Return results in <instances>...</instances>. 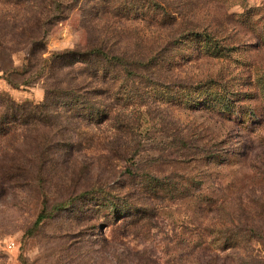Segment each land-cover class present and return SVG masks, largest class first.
Masks as SVG:
<instances>
[{"label": "rangeland", "instance_id": "374dc122", "mask_svg": "<svg viewBox=\"0 0 264 264\" xmlns=\"http://www.w3.org/2000/svg\"><path fill=\"white\" fill-rule=\"evenodd\" d=\"M46 15L52 19L45 25ZM32 26L47 29L44 55L85 47L95 34L87 29L97 28L110 34L127 64L154 65L136 76L128 65L112 64L105 80L84 71L71 79L68 72L63 79L82 90L104 89L97 98L107 116L78 118L63 104L58 125L43 132L49 141L71 140V154L53 151L42 170L14 169L13 151L27 141L24 127L0 134V264H135L132 251L157 264L257 262L264 255V0H0L2 45L16 44L18 32ZM25 44L13 54L18 66L26 62ZM210 78L217 82L206 84ZM0 90L32 103L46 91L42 79L15 87L2 70ZM198 104L204 108L194 109ZM178 134L211 147V157L174 159L159 170L139 165L161 177L194 176L201 182L196 192H212L217 205L200 200L206 208H197L190 197L150 200L137 193L126 171L136 167L125 157L126 143L140 141L142 154L153 155L154 146L169 147ZM135 188L155 208L154 219L126 233L104 217V204L107 190ZM85 189L100 192L84 196ZM71 193L77 198L60 208ZM239 196L250 210L248 223ZM43 208L49 216L36 222ZM224 232L233 235L222 239Z\"/></svg>", "mask_w": 264, "mask_h": 264}, {"label": "trees", "instance_id": "16d2710c", "mask_svg": "<svg viewBox=\"0 0 264 264\" xmlns=\"http://www.w3.org/2000/svg\"><path fill=\"white\" fill-rule=\"evenodd\" d=\"M105 12L103 10L101 14ZM50 19L52 18L48 15L44 17L46 21L45 25L49 23ZM87 30L88 32L93 31L95 34L93 38L89 39V43L85 47L77 45L72 48L53 51L50 55H44L47 50L45 38L48 32L46 28H44L43 32H40L32 26L28 30L18 32L16 36L20 39L16 41V44L2 45L3 43H0V54H3L0 60V70L3 71L8 83L18 87L30 85L37 79H42L46 89L45 97L40 103H32L28 100L19 102L7 90H0V134H8L15 126L26 129L24 137L25 139L27 138V141L15 149L13 151L14 154H12L14 169L25 172H30V170L37 168L38 170H42L46 167L47 155L49 157L53 151H60L59 154H65L66 156L71 154V140H61V142L49 141L50 138L43 132L45 125H51L52 127L58 125L62 115H64L62 111L63 104L67 106L72 116L78 118L81 117L87 120L98 118V121L106 118L108 111L106 110V105L101 106V102L97 98L98 95L103 94L104 89L100 87L93 90L92 93L82 90L80 88L81 85L72 83V80L66 81L63 79L68 72L72 73L71 79L79 77L84 71L91 77L105 80L112 64L123 67L128 65L129 72L136 76L139 75L138 69L140 67L146 70L153 67L152 59H142L141 61L140 59H135L127 64L125 62L126 59H124V52L120 50L119 52H115L114 47L109 44L110 34L106 30L100 31L97 28H88ZM20 42H26L27 48L26 62L22 66L16 65L13 59V54L22 48ZM207 80L209 81L205 82L206 84L208 82H217L216 79L212 78ZM62 82H66V85H63ZM198 83H201V81L199 80ZM189 105H195V102L190 101ZM193 108L203 109L204 106L198 104V106ZM191 138V136L178 134L171 140L170 148L159 145L154 146L153 150H155V153L153 155L142 154L145 148L141 145L142 142L140 141H136L132 148L129 146V143H126V145L122 144L123 147L124 145L126 146L127 153L129 154V156L126 155L125 157L130 162H133V165H136L135 168L126 167V171L137 182V186L140 188V191L137 192L139 195L150 200L157 197L164 199H184L190 197L197 201L195 203V205L198 203L197 208H206L200 200H205V204L209 205V207L217 205L218 198L214 197L212 192H196L195 188L200 187L201 182H197L194 176L189 177L176 172L173 175V171H169V173L163 174L164 180H162L163 177L153 171L154 169L159 170L166 163H172L171 161H174V159L175 162L173 164L210 158L212 155V151H210L211 147L202 146L200 148L192 142ZM173 143H175V149L173 148ZM199 151L200 155H198ZM206 152L207 154H205ZM35 158H39L40 161ZM18 160H22L23 162ZM139 163L149 164V166L153 167V170H148V167L140 166ZM133 179L132 181H134ZM182 181H185V185L181 184ZM139 188L124 192L123 194L107 190L104 205L108 208V215H104V217H111L112 220L115 219L114 223L120 222L126 233L131 230L138 231V228L149 225L152 219H154L155 208L141 202L136 197L135 192ZM102 191L106 190L102 189ZM88 192L98 193L100 191L85 189L82 193L85 196ZM76 196V193L68 195L65 200L61 201L60 208H62V205L74 201L77 198ZM237 199L241 208L240 215L241 217L244 215V221L248 223L250 210H248L247 205L240 196ZM133 200L136 202H133ZM48 216L49 213L43 208L38 214L36 222H40ZM231 235L233 234L224 232L221 236L223 239L230 238ZM261 239L264 241V237ZM132 252L137 257L133 259L135 264H157L155 259L140 253V251ZM250 262L264 264V255L259 257L257 262L252 259Z\"/></svg>", "mask_w": 264, "mask_h": 264}]
</instances>
